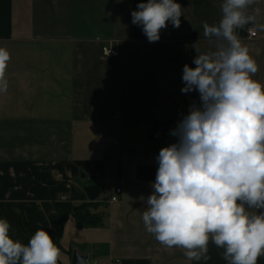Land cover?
<instances>
[{
  "label": "crops",
  "instance_id": "obj_1",
  "mask_svg": "<svg viewBox=\"0 0 264 264\" xmlns=\"http://www.w3.org/2000/svg\"><path fill=\"white\" fill-rule=\"evenodd\" d=\"M141 2L0 0V47L11 57L0 93V218L25 245L38 229L54 241L57 203L93 204L101 223L79 227L70 215L58 264H73L74 252L91 264H228L211 242L210 260H189L142 220L160 149L178 142L173 130L190 106H201L198 91H181L183 67H196L195 44L201 53L215 50L203 24H218L223 0H176L180 27L169 21L157 42L132 23ZM248 12L256 21L237 34L264 84V0ZM251 28L257 38L248 37ZM103 47L119 56L106 58Z\"/></svg>",
  "mask_w": 264,
  "mask_h": 264
},
{
  "label": "clouds",
  "instance_id": "obj_2",
  "mask_svg": "<svg viewBox=\"0 0 264 264\" xmlns=\"http://www.w3.org/2000/svg\"><path fill=\"white\" fill-rule=\"evenodd\" d=\"M256 0H223L218 24H203L215 50L197 52L185 64L183 93L198 91L173 130L178 142L160 149L153 193L142 214L148 233L162 245L182 248L189 260L211 259L209 243L224 249L228 264H258L264 256V84L259 66L237 34L255 23L248 8ZM176 0H147L131 13L149 42H157L170 21L180 27ZM10 53L0 47V93L7 92ZM0 218V264H58L61 250L38 229L27 245L10 236Z\"/></svg>",
  "mask_w": 264,
  "mask_h": 264
},
{
  "label": "trees",
  "instance_id": "obj_3",
  "mask_svg": "<svg viewBox=\"0 0 264 264\" xmlns=\"http://www.w3.org/2000/svg\"><path fill=\"white\" fill-rule=\"evenodd\" d=\"M137 119H141L139 112L137 113ZM94 207L93 204H83L80 206H74L71 203L56 204V210L60 217L57 233L54 238V242L57 246L70 215L76 218L79 227H95L101 223V215L92 211Z\"/></svg>",
  "mask_w": 264,
  "mask_h": 264
},
{
  "label": "built area",
  "instance_id": "obj_4",
  "mask_svg": "<svg viewBox=\"0 0 264 264\" xmlns=\"http://www.w3.org/2000/svg\"><path fill=\"white\" fill-rule=\"evenodd\" d=\"M248 37L251 38V39L257 38L258 37L257 31L254 28H251L248 31ZM102 52H103V55L106 58H115V57L119 56L118 50H115V49H112V48H108V47H103ZM121 191L122 190L120 188H118L116 190V195L111 198V203L114 204V203H117L119 201L118 195L121 193ZM260 210H262V209H260ZM260 210H258V211H260Z\"/></svg>",
  "mask_w": 264,
  "mask_h": 264
},
{
  "label": "water",
  "instance_id": "obj_5",
  "mask_svg": "<svg viewBox=\"0 0 264 264\" xmlns=\"http://www.w3.org/2000/svg\"><path fill=\"white\" fill-rule=\"evenodd\" d=\"M72 263L73 264H91L88 256H81L78 252H74Z\"/></svg>",
  "mask_w": 264,
  "mask_h": 264
}]
</instances>
